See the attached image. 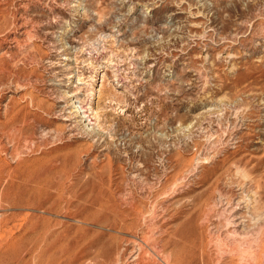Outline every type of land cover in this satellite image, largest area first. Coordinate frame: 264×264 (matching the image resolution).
Segmentation results:
<instances>
[{
	"label": "rangeland",
	"instance_id": "1",
	"mask_svg": "<svg viewBox=\"0 0 264 264\" xmlns=\"http://www.w3.org/2000/svg\"><path fill=\"white\" fill-rule=\"evenodd\" d=\"M185 262L264 264V0H0V264Z\"/></svg>",
	"mask_w": 264,
	"mask_h": 264
},
{
	"label": "bare ground",
	"instance_id": "2",
	"mask_svg": "<svg viewBox=\"0 0 264 264\" xmlns=\"http://www.w3.org/2000/svg\"><path fill=\"white\" fill-rule=\"evenodd\" d=\"M80 109H82V107H80ZM85 111H84V109L83 110H81V113H84ZM85 116V115H84ZM86 117V116H85ZM88 117V116H87ZM177 246V245H176ZM171 248V247H170ZM169 249V248H168ZM175 249V248H174ZM173 249V250H174ZM161 253V252H160ZM184 254V253H183ZM189 254V253H188ZM173 255V254H172ZM194 255V254H193ZM111 257V256H110ZM158 257V256H157ZM161 257V256H160ZM166 257V256H165ZM193 257V256H192ZM191 257V258H192ZM185 258L187 259V257L186 256H184V260H185ZM165 259V258H164ZM169 259V258H168ZM167 259V260H168ZM172 259V258H171ZM190 259V258H189ZM193 259V258H192ZM162 261V260H161ZM171 261V260H170ZM188 261V260H187ZM100 262V261H99ZM107 262V261H106ZM96 263H98V262H96ZM104 263V262H103ZM171 264V263H170ZM182 264V263H181ZM185 264H186V262H185Z\"/></svg>",
	"mask_w": 264,
	"mask_h": 264
}]
</instances>
